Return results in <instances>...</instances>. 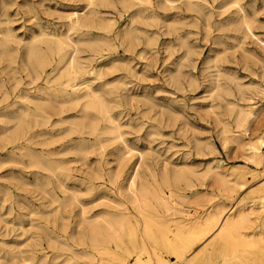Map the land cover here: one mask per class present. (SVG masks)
<instances>
[{
	"label": "rangeland",
	"instance_id": "rangeland-1",
	"mask_svg": "<svg viewBox=\"0 0 264 264\" xmlns=\"http://www.w3.org/2000/svg\"><path fill=\"white\" fill-rule=\"evenodd\" d=\"M68 16L85 23L70 27ZM72 61L87 72L75 82L89 85L88 101H70L63 86ZM0 88V264L44 255L91 264L93 251L69 235L98 216L129 211L139 233L126 190L135 173L171 188L191 215L258 201L248 191L264 180V147L258 165L246 143L264 135V0H0ZM249 171L263 173L251 180ZM240 174L250 180L243 188ZM202 245L175 264H205Z\"/></svg>",
	"mask_w": 264,
	"mask_h": 264
},
{
	"label": "bare ground",
	"instance_id": "bare-ground-1",
	"mask_svg": "<svg viewBox=\"0 0 264 264\" xmlns=\"http://www.w3.org/2000/svg\"><path fill=\"white\" fill-rule=\"evenodd\" d=\"M161 1V0H160ZM177 1V0H176ZM110 2V1H109ZM136 2V1H134ZM158 2V1H157ZM172 2V1H171ZM175 2V1H174ZM169 3V1H168ZM207 3V2H206ZM157 4V3H156ZM180 4V3H179ZM237 4V3H236ZM108 5V4H107ZM137 5V4H136ZM205 5V4H204ZM86 7H88L86 5ZM109 7H112L109 5ZM128 7V6H127ZM241 7V6H240ZM146 8V7H145ZM144 8V9H145ZM243 8V7H242ZM243 10V9H242ZM93 11V10H92ZM235 11V10H234ZM91 12V11H90ZM76 13V12H74ZM95 13V12H94ZM101 13V12H100ZM104 13V12H103ZM82 14V13H81ZM92 14V13H91ZM72 15V14H71ZM94 15V14H93ZM88 16V15H87ZM135 16V15H134ZM141 16V15H139ZM205 16V15H204ZM69 17V16H68ZM67 17V18H68ZM82 17V16H81ZM134 18V17H133ZM140 18V17H139ZM147 18V17H146ZM149 18V17H148ZM135 19V18H134ZM204 19H206L204 17ZM176 20V19H175ZM210 20V19H209ZM235 21V20H234ZM85 23L84 19L79 16L69 17V26L75 27ZM96 25V24H95ZM101 25V24H100ZM99 25V26H100ZM92 26V25H90ZM106 26V25H105ZM93 27V26H92ZM98 27V26H97ZM103 27V26H102ZM108 27V26H107ZM96 28V27H95ZM99 28V27H98ZM128 28V27H127ZM130 28V27H129ZM104 30V28H103ZM106 30V29H105ZM120 33V32H119ZM43 34V33H41ZM126 34V33H125ZM39 35V34H38ZM46 35V34H45ZM48 35V34H47ZM50 35V34H49ZM55 35V34H54ZM66 35V34H65ZM121 35V34H120ZM6 36V35H5ZM42 36V35H41ZM53 36V35H51ZM60 36V35H59ZM34 37V36H33ZM16 38V37H15ZM39 38V36H38ZM135 38V37H134ZM35 40V39H34ZM91 40V39H89ZM97 40V39H96ZM95 40V41H96ZM100 41V39H98ZM7 41V40H6ZM70 41V40H69ZM78 40L77 42H79ZM83 41V40H82ZM85 41V40H84ZM87 41V40H86ZM85 41V42H86ZM104 41V40H103ZM147 41V40H146ZM20 42V41H19ZM31 41H29L30 43ZM92 42V41H91ZM262 42V41H261ZM28 43V44H29ZM88 43V42H86ZM95 43V42H94ZM146 43V42H145ZM85 44V43H84ZM106 44V43H105ZM66 45L65 41L57 40V47L61 49ZM76 46V44H74ZM88 45V44H87ZM92 45V44H91ZM89 46V45H88ZM70 47V46H69ZM5 48V47H4ZM48 48V47H47ZM94 48V47H91ZM261 48V47H260ZM3 49V48H2ZM32 49V47H31ZM95 49V48H94ZM101 49V47H100ZM12 50V49H11ZM93 50V49H92ZM5 51V50H4ZM9 51V50H8ZM74 51V50H73ZM77 51V50H76ZM74 51V52H76ZM94 51V50H93ZM56 53V51H55ZM187 53V52H185ZM7 54V53H6ZM9 55V54H8ZM56 55V54H55ZM70 55V54H69ZM91 55V54H90ZM3 56V55H2ZM7 56V55H6ZM42 56V55H41ZM39 57V56H38ZM45 57V56H44ZM71 57V55H70ZM69 57V58H70ZM183 57V56H182ZM75 59V57H74ZM73 59V60H74ZM72 60V59H70ZM46 63V60H44ZM49 61V60H48ZM68 61V60H67ZM76 61V59H75ZM49 63V62H48ZM67 63V62H65ZM64 63V64H65ZM71 63V62H70ZM64 64L61 67H64ZM76 64V63H75ZM38 65V63H37ZM72 76L70 81L63 86L69 89V100H75L79 97L85 98L87 101L92 98L93 91L85 81L75 82L80 78L85 70L79 66H74L73 61L70 65ZM3 70V69H1ZM32 70V69H31ZM59 70V68H58ZM64 70V69H63ZM67 70V69H66ZM90 70V68H89ZM132 70V69H131ZM67 72V71H66ZM65 72V73H66ZM31 73V72H30ZM29 73V74H30ZM60 73V72H59ZM87 73V72H86ZM90 73V71H89ZM27 75V72L25 73ZM67 74V73H66ZM56 75V74H55ZM89 75V74H88ZM31 76V75H30ZM33 76V75H32ZM54 76V75H53ZM86 76V75H85ZM44 77V75H43ZM65 77V76H64ZM54 77H52L53 79ZM62 78V77H61ZM69 78V77H68ZM89 78V77H88ZM42 79V78H41ZM40 79V80H41ZM82 80V79H81ZM84 80V79H83ZM31 81V79H30ZM29 81V83H30ZM116 81V80H115ZM118 81V80H117ZM116 81V82H117ZM121 80H119L120 82ZM48 82V81H47ZM113 82V81H112ZM16 83V82H15ZM32 83V82H31ZM60 83V82H59ZM64 83V82H63ZM105 83V80H104ZM7 84V83H6ZM107 84V83H106ZM17 85V83H16ZM124 85V84H123ZM262 85V84H261ZM98 88V87H97ZM1 89V88H0ZM14 90V89H13ZM98 90V89H97ZM257 91V90H256ZM96 92V91H95ZM98 92V91H97ZM96 92V93H97ZM26 93V92H25ZM65 93L67 94L66 90ZM259 93V92H258ZM9 95V94H8ZM6 96V95H5ZM34 96V95H33ZM48 96V95H47ZM98 97V96H97ZM3 98V97H2ZM9 98V97H8ZM23 98V97H22ZM24 99V98H23ZM32 99V98H30ZM3 100V99H2ZM68 100V99H67ZM66 100V101H67ZM9 101V100H8ZM7 101V102H8ZM65 101V102H66ZM77 101V100H76ZM92 101V100H91ZM103 101V99H102ZM102 101H99V107L105 120L109 123V127L113 131L118 132L119 125L115 118L104 107ZM10 102V101H9ZM64 102V101H63ZM79 102V99H78ZM93 102V101H92ZM96 103V101H94ZM107 102V101H105ZM29 103V102H28ZM71 103V102H70ZM26 104V103H25ZM32 104V102H31ZM66 104V103H65ZM64 104V105H65ZM73 104V103H72ZM71 104V105H72ZM10 105V103H9ZM16 105V104H15ZM33 105V104H32ZM77 105V104H76ZM84 105V102H83ZM90 105V102L85 104ZM246 105V104H245ZM4 106V105H3ZM60 106V105H59ZM34 107V106H33ZM243 107V106H242ZM4 108V107H3ZM61 108V107H60ZM67 108V107H66ZM70 108V107H68ZM67 108V109H68ZM85 108V107H84ZM2 109V108H1ZM40 109V108H39ZM59 109V108H58ZM245 109V108H244ZM61 110V109H60ZM66 110V109H65ZM1 111V110H0ZM23 111V110H22ZM44 111V110H43ZM46 111V110H45ZM44 111V112H45ZM53 111V108H52ZM55 111V110H54ZM78 111V110H77ZM51 112V110H50ZM62 111H60L61 113ZM64 112V111H63ZM62 112V113H63ZM243 112V111H242ZM247 112V111H246ZM4 113V112H3ZM24 113V112H23ZM80 114V113H79ZM259 114V113H258ZM25 115V113H24ZM55 116V114H53ZM243 115V113H242ZM10 116V115H9ZM58 116V115H57ZM1 117V116H0ZM37 117V116H36ZM50 117V116H49ZM233 117V116H232ZM62 118V117H61ZM71 117H69L70 119ZM103 118V117H102ZM42 119V118H41ZM60 119V118H59ZM64 119V118H62ZM68 119V120H69ZM15 120V119H14ZM52 120V119H51ZM61 120V119H60ZM23 121V120H22ZM53 122V121H52ZM70 122V120H69ZM9 123V122H8ZM15 123V122H13ZM12 123V125H13ZM60 123V122H59ZM235 123V122H234ZM7 126V123H4ZM44 125V124H43ZM52 125V124H51ZM71 125V123H70ZM235 125V124H234ZM50 126V125H49ZM48 126V127H49ZM1 127V126H0ZM9 127V126H8ZM15 127V126H14ZM46 127V126H45ZM106 128V127H105ZM15 129V128H14ZM17 129V127H16ZM19 129V128H18ZM221 129V127H220ZM12 130V129H11ZM54 130V129H52ZM10 131V130H9ZM104 131V130H103ZM154 131V130H153ZM263 132V130H261ZM16 133L17 130L15 131ZM22 132V131H21ZM116 132V133H117ZM155 132V131H154ZM12 133V132H11ZM63 133V132H62ZM156 133V132H155ZM161 133V132H160ZM9 134V133H8ZM15 134V133H14ZM47 134V133H46ZM57 135L59 133H56ZM153 134V133H152ZM157 134V133H156ZM155 134V135H156ZM1 135V134H0ZM10 135V134H9ZM13 135V133H12ZM20 135V133H19ZM52 135V134H51ZM118 135V134H117ZM160 135V134H159ZM7 136V135H6ZM49 136V135H48ZM35 137V136H34ZM151 137V136H150ZM19 138V136H18ZM47 138V137H46ZM45 138V139H46ZM10 139V138H9ZM7 138V140H9ZM223 139V138H222ZM13 140V139H12ZM25 140V139H24ZM35 140V139H34ZM3 141V139L1 140ZM6 142V140H5ZM46 141H44L45 143ZM50 142V141H49ZM43 143V142H42ZM43 143V144H44ZM51 143V142H50ZM49 143V144H50ZM63 143V142H62ZM102 143V142H101ZM42 144V145H43ZM64 144V143H63ZM110 144V143H109ZM203 144V143H202ZM247 144L246 149L250 153V158L259 165L262 158V148L264 147V135H259ZM59 145V144H58ZM125 145V144H124ZM209 145V144H208ZM67 146V145H66ZM202 146V145H201ZM205 146V145H204ZM60 147V146H59ZM72 148V147H70ZM75 148V147H74ZM102 148V147H101ZM195 148V147H194ZM202 148V147H201ZM76 149V148H75ZM134 149V148H133ZM203 149V148H202ZM53 150V149H52ZM56 150V148H55ZM71 150V149H70ZM50 151V150H49ZM78 151V150H76ZM122 151V150H119ZM118 151V152H119ZM134 151V150H133ZM153 152V151H152ZM200 152V151H199ZM53 153V151H52ZM82 153V152H81ZM93 153V152H92ZM123 153V152H122ZM127 153V152H126ZM143 153V152H142ZM203 153V151L201 152ZM205 153V152H204ZM50 154V152H49ZM54 154V153H53ZM61 154V153H60ZM120 154V152H119ZM124 154V153H123ZM122 154V155H123ZM128 154V153H127ZM148 154V153H147ZM87 155V154H86ZM239 155V154H238ZM28 156V155H27ZM243 156V155H242ZM247 156V155H246ZM31 157V156H28ZM129 157V156H128ZM140 157V156H139ZM70 158V157H69ZM130 158V157H129ZM52 159V158H51ZM62 159V158H61ZM66 159V158H65ZM98 159V157H97ZM121 159V157H120ZM160 159V158H159ZM53 160V159H52ZM155 160V159H154ZM83 161V160H82ZM158 161V160H157ZM29 162V161H28ZM141 162V161H140ZM156 162V161H155ZM166 162V161H165ZM52 163V162H51ZM115 163V162H114ZM137 164V163H136ZM156 164V163H155ZM120 165V164H119ZM154 165V164H153ZM207 165V164H206ZM255 165V164H254ZM82 166V165H81ZM123 166V165H122ZM243 166V165H242ZM157 167V166H156ZM161 167V166H160ZM65 168V166H64ZM86 168V167H85ZM134 168V167H133ZM241 168V167H240ZM245 168V167H243ZM56 168H54L55 170ZM115 169V168H114ZM120 169V168H119ZM65 170V169H64ZM165 170V169H164ZM264 170V169H263ZM90 171V170H89ZM97 171V170H96ZM109 171V170H108ZM112 171V170H111ZM134 171V170H133ZM162 171V170H160ZM254 171V170H253ZM110 172V171H109ZM114 172V171H113ZM132 172V171H131ZM137 172V171H136ZM250 172V171H249ZM51 173V172H50ZM143 173V172H142ZM163 173V172H162ZM166 173V172H165ZM164 173V174H165ZM263 172H250V179L253 180L260 176ZM52 174V173H51ZM59 174V173H58ZM57 174V175H58ZM140 174V173H139ZM138 174V175H139ZM247 174V173H246ZM106 175V174H105ZM213 181H217L220 185L231 187L234 183L232 179L226 178L218 172H211ZM64 176V175H63ZM110 176V175H109ZM129 176V175H128ZM152 176V175H151ZM194 176V175H193ZM54 177V176H53ZM57 177V176H56ZM130 177V176H129ZM128 177V178H129ZM124 178V177H123ZM127 178V179H128ZM138 178V177H137ZM153 178V177H152ZM150 178V179H152ZM187 181L185 176H181ZM211 178V180H212ZM66 179V178H65ZM78 179V178H77ZM109 179V178H108ZM130 179V178H129ZM128 179V180H129ZM140 179V178H139ZM146 179V178H145ZM144 179V180H145ZM71 180V179H70ZM113 180V179H112ZM122 180V179H121ZM147 180V179H146ZM87 181V180H86ZM156 180L154 179V182ZM167 181V180H166ZM212 181V182H213ZM248 180L244 174L238 176L237 184L240 188L246 186ZM113 182V181H112ZM111 182V183H112ZM128 182V181H127ZM146 182V181H145ZM157 182V181H156ZM210 182V181H209ZM208 182V183H209ZM213 182V183H215ZM260 182V181H258ZM257 182V183H258ZM193 183V181H192ZM81 184V183H80ZM172 184V183H171ZM216 184V183H215ZM173 185V184H172ZM180 185V184H179ZM190 185V184H189ZM36 186V185H35ZM38 186V185H37ZM75 186V185H74ZM181 186V185H180ZM218 186V185H217ZM62 187V186H61ZM104 187V186H103ZM124 187V186H123ZM165 187V186H164ZM251 187V186H250ZM38 188V187H37ZM105 188V187H104ZM158 183H144L136 179V173L132 176L127 185V193L132 207L138 215L135 219L140 221L141 229L139 233L135 231L134 223L131 220L132 214L127 211L122 214L104 217L98 216L97 220L86 223V232L83 234L77 231L76 234L69 235L72 241L77 237L82 240L93 251V261L91 264H132L127 259L134 257V264H175L181 261L185 256L195 251L200 244L205 250V264L216 257L220 258L219 264H264V180L259 184L251 187L249 194L256 193L257 200H253L249 205L242 202L232 205L228 209L216 205L213 210L205 213L193 214L176 207L174 205L173 195L175 194L171 188H167V192L163 191ZM166 188V187H165ZM109 189V188H108ZM89 190V189H88ZM177 190V189H176ZM178 191V190H177ZM240 193V192H239ZM38 194V193H37ZM195 195V194H194ZM198 196V195H197ZM238 196V195H237ZM104 197V196H103ZM108 197V196H107ZM180 197V196H179ZM51 198V197H50ZM190 198V197H189ZM188 198V199H189ZM97 198H95L96 200ZM47 200V199H46ZM107 200V199H106ZM111 201V199H109ZM44 201V200H43ZM55 201V200H54ZM105 201V200H104ZM109 201V202H110ZM116 201V200H115ZM119 202V201H118ZM47 203V202H46ZM64 203V202H63ZM98 203V202H97ZM65 204V203H64ZM104 204V203H103ZM47 205V204H46ZM108 205V204H107ZM116 205V204H115ZM130 205V206H131ZM45 206V205H44ZM227 206V205H226ZM197 207V206H196ZM200 207V206H199ZM45 208V207H44ZM197 209V208H196ZM38 210V209H37ZM40 210V209H39ZM56 210V209H55ZM58 211V208H57ZM108 212V211H107ZM190 212V211H189ZM45 213V212H44ZM102 213V212H101ZM109 213V212H108ZM47 214V213H46ZM106 214V213H105ZM109 216V215H108ZM252 217L257 221L254 223ZM133 218V217H132ZM134 219V220H135ZM61 220V219H60ZM135 220V221H136ZM137 222V221H136ZM40 223V222H39ZM49 223V222H48ZM47 224V223H46ZM62 224V223H61ZM78 224V223H77ZM57 229H59V226ZM61 226V225H60ZM37 229V227H36ZM62 233L65 229H59ZM54 239L59 246L69 248L67 239L61 237L56 231L53 232ZM124 236V238H123ZM60 238V239H59ZM34 249V248H33ZM5 251V249H4ZM121 253H119V252ZM17 252V251H16ZM46 254V252H45ZM125 254V256H123ZM59 255H53L50 262L46 260V256H42L35 262L29 260L22 261V264H67L68 258H64L58 262L56 259ZM82 256V255H81ZM70 259V257H69ZM174 259V260H171ZM80 262V261H79ZM21 263V262H20Z\"/></svg>",
	"mask_w": 264,
	"mask_h": 264
}]
</instances>
